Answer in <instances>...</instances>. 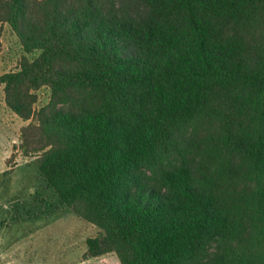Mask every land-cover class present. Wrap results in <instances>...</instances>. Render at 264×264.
Listing matches in <instances>:
<instances>
[{
	"label": "trees",
	"instance_id": "trees-1",
	"mask_svg": "<svg viewBox=\"0 0 264 264\" xmlns=\"http://www.w3.org/2000/svg\"><path fill=\"white\" fill-rule=\"evenodd\" d=\"M0 22L22 152L99 230L86 258L264 264V0H0Z\"/></svg>",
	"mask_w": 264,
	"mask_h": 264
},
{
	"label": "rangeland",
	"instance_id": "rangeland-1",
	"mask_svg": "<svg viewBox=\"0 0 264 264\" xmlns=\"http://www.w3.org/2000/svg\"><path fill=\"white\" fill-rule=\"evenodd\" d=\"M23 55L11 27L0 22V77L18 71ZM50 94L46 87L37 92L36 110L48 104ZM28 123L7 107L2 87L0 264H120L114 253L85 257L86 241L98 236L99 230L68 212L41 181L35 158L25 156L21 149V131Z\"/></svg>",
	"mask_w": 264,
	"mask_h": 264
}]
</instances>
